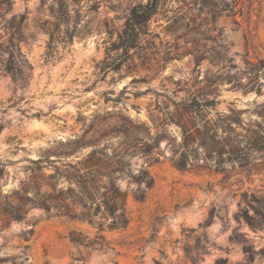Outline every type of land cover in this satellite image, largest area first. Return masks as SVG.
<instances>
[{
    "label": "rangeland",
    "instance_id": "1",
    "mask_svg": "<svg viewBox=\"0 0 264 264\" xmlns=\"http://www.w3.org/2000/svg\"><path fill=\"white\" fill-rule=\"evenodd\" d=\"M148 1L0 0V201L17 203L24 184L38 178L30 160L48 157L60 166L92 150L82 146L63 154L77 141L99 140V149L111 153L122 149L123 131L137 138L162 136L152 160L131 159L135 171L149 164L154 186L143 202L128 192L129 225L104 231L106 247H75L72 230L89 238L97 230L31 208L24 222L11 221L0 231V258H26V264H193V255L195 264L220 258L244 264L243 244L233 237L245 236L256 250L264 247V231L252 232L240 219L242 194H264V164L252 175L226 161L217 171L216 159L205 160L199 149L180 170L174 164L181 154L180 129L163 128L158 120L166 107L173 111L175 103L213 90L218 111L247 110L245 122L259 119L252 111L264 101V76L258 78L260 95L217 81L264 59V0H158L130 60L119 70L101 71V63L121 53L108 49L131 9ZM216 53L230 61H218ZM241 81L249 82L246 76ZM238 95L250 98L240 102ZM53 171L49 166L44 173ZM120 186L126 189V181ZM4 219L0 212V228ZM31 227L25 241L20 235Z\"/></svg>",
    "mask_w": 264,
    "mask_h": 264
},
{
    "label": "trees",
    "instance_id": "2",
    "mask_svg": "<svg viewBox=\"0 0 264 264\" xmlns=\"http://www.w3.org/2000/svg\"><path fill=\"white\" fill-rule=\"evenodd\" d=\"M5 1V0H4ZM158 0H149L144 5L133 7L125 22L124 28L115 43L111 44L108 52L113 54L121 51L120 55L111 62H103L99 69L104 71L119 70L130 60L131 50L139 47L140 36L146 34L149 21L156 13ZM218 61L227 58L216 53ZM110 59V57L108 56ZM228 62L230 61L227 59ZM230 67H235L232 65ZM8 70L14 75L13 67ZM248 77L249 82L243 84L241 77ZM264 76V59L240 74H227L218 79V83L227 82L230 88L243 92L261 94V83L258 78ZM211 95L212 98H209ZM216 91L199 94L190 99L174 104V110L163 109V118L158 119L160 125L166 128L175 125L180 129L181 154L174 164L180 169L188 168L190 160L196 159L199 149L205 153V160L216 159L217 171L223 162L232 163L246 173H260L259 167L264 164V101L254 103L252 112L258 120L244 121L243 114L247 110L229 108L228 112L218 111ZM213 114L214 117H209ZM137 130V129H136ZM138 130H141L138 128ZM126 139L120 151L108 153L106 148L99 149V140L75 142L72 154L82 146H91L92 150L75 161L55 165L54 160L40 157L30 160L36 167L38 178L24 184L17 197V203L4 198L0 201V212L5 216L0 231L11 221L22 223L31 208H40L50 216L64 217L70 221L87 223L97 230L94 238H89L81 231L72 230L69 233L70 242L77 248L102 249L107 246L103 232L106 230H124L130 219L127 212L128 192L133 193L134 199L143 202L147 193L154 186V178L149 171V164H143L136 171L132 169L131 159L139 155L146 160L158 148L162 136L155 138L130 137L126 130L122 132ZM144 135L148 136L147 132ZM226 156V159H224ZM155 158L152 162H157ZM150 162V161H148ZM53 166V172L45 174L46 167ZM121 181H126L127 188L122 189ZM62 184V186H61ZM133 186L132 189H129ZM244 208L240 211V219L252 232L264 231V194L259 191L242 194ZM33 235V227L23 231L22 239L28 241ZM233 239L241 242L244 264H253L256 258L264 259V247L255 249L245 237L235 236ZM28 245L23 246V250ZM193 264L197 257L189 256ZM12 264H26L25 260L16 263L12 257H1L0 264L6 261ZM216 264H229L227 259H218Z\"/></svg>",
    "mask_w": 264,
    "mask_h": 264
},
{
    "label": "water",
    "instance_id": "3",
    "mask_svg": "<svg viewBox=\"0 0 264 264\" xmlns=\"http://www.w3.org/2000/svg\"><path fill=\"white\" fill-rule=\"evenodd\" d=\"M237 97L239 98L240 102H247L250 98L248 96H243V95H238ZM256 97H258V96L256 95Z\"/></svg>",
    "mask_w": 264,
    "mask_h": 264
}]
</instances>
